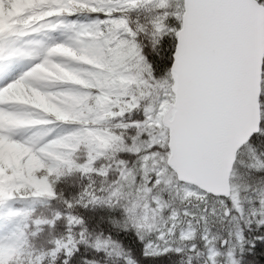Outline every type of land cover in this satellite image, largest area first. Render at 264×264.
Returning <instances> with one entry per match:
<instances>
[{"label":"snow or ice","instance_id":"1","mask_svg":"<svg viewBox=\"0 0 264 264\" xmlns=\"http://www.w3.org/2000/svg\"><path fill=\"white\" fill-rule=\"evenodd\" d=\"M0 264H264V0H0Z\"/></svg>","mask_w":264,"mask_h":264}]
</instances>
